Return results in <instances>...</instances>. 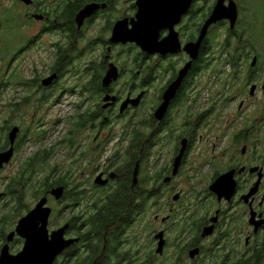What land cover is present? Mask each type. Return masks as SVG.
Returning a JSON list of instances; mask_svg holds the SVG:
<instances>
[{"label":"flooded vegetation","instance_id":"flooded-vegetation-1","mask_svg":"<svg viewBox=\"0 0 264 264\" xmlns=\"http://www.w3.org/2000/svg\"><path fill=\"white\" fill-rule=\"evenodd\" d=\"M217 1L193 0L174 28L180 47L152 53L114 40L121 22L133 28L138 0H0V155L14 148V111L32 99L40 109L61 104L68 91L79 95L77 132L69 144L75 179L59 185L65 187L60 200L51 195L53 187L14 221V162L23 128L15 156L0 172V260L6 251H24L20 220L49 196L59 205L50 236L63 231L53 264H264L263 96V106L249 113L260 86L264 92V79L252 74L264 55L254 50L244 57L259 58L248 88L259 84L237 109L227 95L226 72L216 70L228 34L252 48L253 25L244 22L253 13L252 0H234L236 28L228 20L214 25L196 60L187 50L200 39ZM92 4L97 9L82 20ZM254 15L264 28V16ZM8 27L22 32L11 58L2 55ZM213 30L218 35L212 39ZM170 34L165 27L158 42ZM190 63L161 115L168 90ZM112 70L118 77L106 85ZM52 76L53 84L45 86ZM11 87L27 96L5 97ZM137 98L138 105L123 110Z\"/></svg>","mask_w":264,"mask_h":264},{"label":"water","instance_id":"water-1","mask_svg":"<svg viewBox=\"0 0 264 264\" xmlns=\"http://www.w3.org/2000/svg\"><path fill=\"white\" fill-rule=\"evenodd\" d=\"M30 2L31 0H24ZM140 11L137 19L133 21V28L129 29L127 22H121L115 30V41L136 42L146 51L155 53L158 50H165L171 45L179 48L178 36L174 30L176 24L179 23L183 15L192 5L193 0H138ZM96 4H92L83 11L82 20L97 9ZM230 21L231 28L235 29L239 20V9L234 0L228 5L227 0H218L212 12L211 17L204 25L202 34L198 42L190 43L187 50L192 54L193 61L196 60L200 53V48L208 36L210 29L220 22ZM165 27L170 28V36L162 43L158 42L159 34ZM178 46V47H177ZM259 58L255 57L251 63L252 67H256ZM190 63L182 72L178 82L168 90L166 94V103L160 109V114L163 115L171 99L175 96L182 78L190 70ZM116 70H112L105 79V84H110L113 79L118 77ZM55 76L44 80L45 86H50L55 80ZM258 85L254 84L251 87L250 94L254 96L257 92ZM264 89V86H263ZM140 98L127 101L123 110L132 102L138 105ZM22 131L20 126H14L10 133V139L14 144V148L0 155V172L4 164L9 162L15 156L16 142ZM106 183V181H103ZM65 194V187L58 186L52 189L51 195L57 200H60ZM50 198L46 196L42 198L39 204L29 214L24 216L19 223L18 232L21 236L27 239L26 247L22 253L17 256H10L8 251L0 260V264H53L63 247V231L57 230L50 236L49 224L54 213L53 207L49 206Z\"/></svg>","mask_w":264,"mask_h":264},{"label":"rangeland","instance_id":"rangeland-1","mask_svg":"<svg viewBox=\"0 0 264 264\" xmlns=\"http://www.w3.org/2000/svg\"><path fill=\"white\" fill-rule=\"evenodd\" d=\"M252 3L254 4L253 13L250 12L245 14V17H247V19H244V22L249 23V25H253V27H250L249 29L253 40L251 42L252 49L250 50V53L254 52L255 50L258 54L264 55V28L260 24L254 23V14H256V12L257 14L264 16V0H252ZM14 31L11 29V27H8L2 35V55L6 58H11L12 56H14L16 46L22 41V32L19 30ZM217 35L218 31L213 30L211 32L212 39L214 37L216 38ZM223 36L224 34L222 35V38ZM219 47L220 45H217L216 50ZM254 54L255 53H253V55ZM218 55H221L219 50H217L216 52V57H218ZM252 59L253 57H251L249 60H244V64H242V67L245 68L247 62L251 64ZM225 63L226 54H223L218 61L216 70L218 71L220 69L225 72L229 70L228 66ZM249 69L253 71L251 65H249ZM252 74L255 76V78L259 77L262 80L264 79V57L263 60H261L258 70L253 71ZM229 79H231V76H229L226 72V81H228ZM68 84H71V82L67 81V87L70 86ZM256 84H259V82H256ZM248 85L249 81H244L245 91H242L243 89L241 88L229 90L227 86V95L231 98H235L236 100L234 106L232 105L233 108L237 109L241 101H243L246 97L249 98L251 96V87L248 88ZM10 91L12 93H6L5 97L14 95V101H20L18 99H22V96H27L24 89H19L18 92H16L17 90L14 91V87H11ZM263 93L264 92L262 91V87L260 86L257 92L259 99H257L258 101L256 102V105L255 103L252 104V107L249 109V113L253 111V108H261V106H263L261 104L263 99L260 100L261 96L264 97ZM64 99L65 101L59 105H54L52 103L45 104V106L40 109H38V105L34 101L35 99H32L31 103L21 106L16 112L14 111V124H18L21 128L25 129L21 139V147L17 155V159L14 162V176L19 172V169L21 168L23 161L26 158L44 148L54 149L55 156L53 157L51 162L56 165L58 164V168H67L74 165L75 148L70 149L69 141L71 139L74 140L75 134L77 132L76 125L79 119L78 116H76L78 115V111H76V107L74 104L79 100V95L77 93L68 91L65 94ZM4 101L7 102V99ZM27 129H33L34 131H43V135L45 134L43 140H39L36 136L33 135V131L28 132ZM73 179H75V174L73 176ZM1 189H3V185L0 186V190ZM30 202L31 205L34 206L37 200H33L32 198H30ZM50 205L56 208V210L59 207L58 203L55 200H53ZM54 218V221L57 224L58 219L57 217ZM151 218L154 220V213L151 214Z\"/></svg>","mask_w":264,"mask_h":264},{"label":"trees","instance_id":"trees-1","mask_svg":"<svg viewBox=\"0 0 264 264\" xmlns=\"http://www.w3.org/2000/svg\"><path fill=\"white\" fill-rule=\"evenodd\" d=\"M251 49L247 44L242 45V43L236 42L234 36L228 34L225 45V64L229 68L226 72L231 76V79L227 81L229 90L241 88L242 91H245L244 81L252 79L250 77L252 71L249 69L251 64L247 62L246 67H242L243 61L246 60L244 57H249V50ZM27 130L28 132L33 131L34 136L41 141L43 140L45 135H43V131ZM24 131L25 129H23ZM69 144H73V139L69 141ZM54 156L55 151L53 148H44L23 161L19 172L14 176V221L31 209L30 198L37 199L50 193L53 187H58L62 183L74 182V165L67 168H58V164L51 162Z\"/></svg>","mask_w":264,"mask_h":264}]
</instances>
